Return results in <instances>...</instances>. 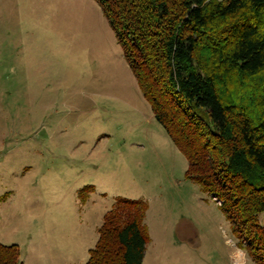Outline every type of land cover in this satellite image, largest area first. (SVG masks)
<instances>
[{"label":"rangeland","instance_id":"1","mask_svg":"<svg viewBox=\"0 0 264 264\" xmlns=\"http://www.w3.org/2000/svg\"><path fill=\"white\" fill-rule=\"evenodd\" d=\"M186 168L94 0H0V244L23 264L47 239L75 246L78 231L92 248L102 214L140 199L142 264H255Z\"/></svg>","mask_w":264,"mask_h":264},{"label":"trees","instance_id":"2","mask_svg":"<svg viewBox=\"0 0 264 264\" xmlns=\"http://www.w3.org/2000/svg\"><path fill=\"white\" fill-rule=\"evenodd\" d=\"M94 1L155 120L186 159L185 178L219 202L236 247L264 264V0ZM87 191L93 187L79 196ZM147 208L119 198L85 264H142ZM0 264H23L17 245L0 244Z\"/></svg>","mask_w":264,"mask_h":264},{"label":"crops","instance_id":"3","mask_svg":"<svg viewBox=\"0 0 264 264\" xmlns=\"http://www.w3.org/2000/svg\"><path fill=\"white\" fill-rule=\"evenodd\" d=\"M28 57H29V55H28ZM22 58H23V62H24L25 57L23 56ZM18 78L20 79L19 76H18ZM153 117H154V115H153ZM85 203L82 205L79 203L82 207V213L80 216H85L86 223H88V216L86 214V210L83 208L85 206ZM103 216L104 215L102 214V216L100 218V223L99 224L97 223L95 226V230L97 231V238H98V229L100 228V226L103 222ZM85 220L83 219V217L75 216L73 224H76L78 229L83 231V226H84ZM77 235L78 236L75 240V246H73V247H67V245H65L62 248L55 247V246L53 247L52 241L50 239H47L44 243L43 251L34 248L32 256L37 259V261H38L37 264H85V262L88 260V256H89L88 251L91 248H84L83 243L79 240V231L77 232ZM96 241H97V239L95 240V243H96ZM238 252H240L241 258H242L241 262H243L245 260L244 254L240 250H238Z\"/></svg>","mask_w":264,"mask_h":264},{"label":"water","instance_id":"4","mask_svg":"<svg viewBox=\"0 0 264 264\" xmlns=\"http://www.w3.org/2000/svg\"><path fill=\"white\" fill-rule=\"evenodd\" d=\"M241 251V250H240Z\"/></svg>","mask_w":264,"mask_h":264}]
</instances>
